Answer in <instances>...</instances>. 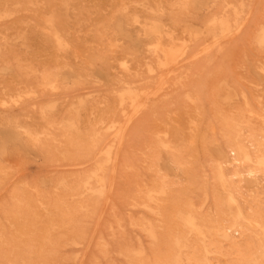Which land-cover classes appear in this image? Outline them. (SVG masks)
I'll use <instances>...</instances> for the list:
<instances>
[{
	"label": "rangeland",
	"instance_id": "rangeland-1",
	"mask_svg": "<svg viewBox=\"0 0 264 264\" xmlns=\"http://www.w3.org/2000/svg\"><path fill=\"white\" fill-rule=\"evenodd\" d=\"M263 109L264 0H0V264H264Z\"/></svg>",
	"mask_w": 264,
	"mask_h": 264
},
{
	"label": "bare ground",
	"instance_id": "bare-ground-1",
	"mask_svg": "<svg viewBox=\"0 0 264 264\" xmlns=\"http://www.w3.org/2000/svg\"><path fill=\"white\" fill-rule=\"evenodd\" d=\"M232 29V28H231ZM228 31V30H227ZM206 52V51H205ZM162 59V58H161ZM160 63V62H159ZM157 65V64H156ZM150 71V70H149ZM119 82V81H118ZM121 102V101H120ZM128 102V101H127ZM127 105V104H126ZM146 107V106H145ZM254 110V109H253ZM264 110V109H263ZM248 111V110H247ZM256 111V110H255ZM207 113V112H206ZM202 114V113H201ZM252 114V113H251ZM226 120V119H225ZM217 125V124H216ZM225 125V124H224ZM231 128V127H230ZM244 130V129H243ZM207 131V130H206ZM158 135V134H157ZM208 137V136H207ZM108 141V140H107ZM156 141V140H155ZM229 145V144H228ZM162 146V145H161ZM251 147V146H250ZM243 148V147H242ZM262 149V148H261ZM77 150H78V148H77ZM80 150V149H79ZM238 150H239V148H238ZM100 151V150H99ZM179 151V150H178ZM241 151V150H240ZM243 152H245V149H244V151ZM99 153V152H98ZM246 153V152H245ZM79 154H82V153H80L79 152ZM261 154V153H260ZM246 156H248L247 154H245ZM263 155V154H262ZM182 157V156H181ZM172 159V158H171ZM185 159V158H184ZM196 159V158H195ZM200 159V158H199ZM197 161V160H196ZM253 162H254V160H253ZM182 163V162H181ZM208 164V163H207ZM252 166V165H251ZM185 167V166H184ZM192 167V166H191ZM190 167V168H191ZM255 167V166H254ZM249 168V167H248ZM251 168H253V167H251ZM257 168V167H256ZM187 169V168H186ZM196 169V168H195ZM259 169V168H258ZM253 170V169H252ZM196 171V170H195ZM219 172H220V169H219ZM204 173V172H203ZM211 173V172H210ZM190 174V173H189ZM219 175V174H218ZM220 175H221V173H220ZM220 175H219V177H220ZM236 175V174H235ZM264 176V175H263ZM97 177V176H96ZM190 177V176H189ZM195 178V177H194ZM263 178V177H262ZM193 179V178H192ZM196 179V178H195ZM194 180V179H193ZM200 180V179H199ZM101 180H99V182H100ZM208 181V180H207ZM263 181V180H262ZM97 182H98V180H97ZM154 182V181H153ZM193 182V181H192ZM212 183V182H211ZM98 184V183H97ZM107 184V183H106ZM166 185V184H165ZM190 185V184H189ZM103 187H104V189H105V186H104V183H103V185H102ZM200 186H201V184H200ZM208 186V185H207ZM100 187V186H99ZM98 187V188H99ZM196 187H197V185H196ZM102 188V187H101ZM164 187H162V189H163ZM193 188V187H192ZM75 189V188H74ZM100 189V188H99ZM103 189V190H104ZM197 189V188H196ZM209 189V188H208ZM165 190V189H164ZM168 190V189H167ZM186 190V189H185ZM213 190V189H212ZM170 191V190H169ZM189 191V190H188ZM198 191H199V189H198ZM208 191V190H207ZM190 192H192V191H190ZM249 193H251V192H249ZM257 193V192H256ZM102 194V193H101ZM170 194V193H169ZM185 194H186V192H185ZM140 196H141V194H140ZM190 196H191V198L190 199H192V195L190 194ZM190 196H187L188 198L190 197ZM156 197V196H155ZM181 197V196H180ZM186 198V197H185ZM184 198V199H185ZM196 198V197H195ZM214 198V197H213ZM246 198V197H245ZM247 199V198H246ZM61 200H62V198H61ZM195 200V199H194ZM214 200H216V199H214ZM141 201H142V199H141ZM198 201V200H197ZM19 202V201H18ZM175 202H176V200H175ZM189 202V201H188ZM216 202V201H215ZM22 203V202H21ZM187 203V202H186ZM194 203V202H193ZM218 203V202H217ZM191 204V203H190ZM182 206V205H181ZM184 206H185V204H184ZM218 206V205H217ZM183 208H185V207H183ZM194 208H196V207H194ZM219 208V207H218ZM55 209V208H54ZM61 209V208H60ZM172 209V208H171ZM253 210V209H252ZM196 211H198V210H196ZM214 211V210H213ZM222 211V210H221ZM165 212V211H164ZM191 212V211H190ZM249 212V211H248ZM204 213V212H203ZM26 214V213H25ZM33 214V213H32ZM191 214H193V213H191ZM216 214V213H215ZM219 214H220V212H219ZM224 214V213H223ZM262 214V213H261ZM260 214V215H261ZM59 215V214H58ZM63 215V214H62ZM217 215V214H216ZM236 215V214H235ZM35 216V215H34ZM218 216V215H217ZM256 216V215H255ZM65 218V217H64ZM197 218V217H196ZM213 218V217H212ZM70 219H72L71 217H70ZM218 219V218H217ZM204 221V220H203ZM158 222V221H157ZM66 223V222H65ZM73 223V222H72ZM203 223V222H202ZM210 223H211V221H210ZM215 223V222H214ZM225 222H223V224H224ZM176 224V223H175ZM174 225V224H173ZM199 226V225H198ZM209 226V225H208ZM211 226V225H210ZM155 228V227H154ZM166 228V227H165ZM169 228V227H168ZM173 228V227H172ZM171 228V229H172ZM77 230V229H76ZM165 230V229H164ZM169 230V229H168ZM173 230V229H172ZM176 230V229H175ZM166 231V230H165ZM170 231V230H169ZM77 232V231H76ZM256 232H257V230H256ZM78 233V232H77ZM204 233V232H203ZM250 233V232H249ZM75 234V233H74ZM80 234V233H79ZM247 234V233H246ZM174 235V234H173ZM207 235H209V234H207ZM245 235V234H244ZM257 235V234H256ZM41 236V235H40ZM39 237V236H38ZM204 237V236H203ZM8 238V237H7ZM51 238V237H50ZM172 238V237H171ZM231 238H233V237H231ZM249 238V237H248ZM41 239V238H40ZM190 239V238H189ZM211 239V238H210ZM252 239V238H251ZM256 239V238H255ZM212 240H214V239H212ZM253 240V239H252ZM251 240V241H252ZM38 241V240H37ZM42 241V240H41ZM257 241V240H256ZM211 242V241H210ZM212 242H214V241H212ZM220 242V241H219ZM234 242V241H233ZM32 243V242H31ZM182 243V242H181ZM217 243V242H216ZM206 244V243H205ZM222 244V243H221ZM218 245V244H217ZM230 245V244H229ZM187 246H189V245H187ZM194 246V245H193ZM208 246V245H207ZM210 246V245H209ZM214 246V245H213ZM219 246V245H218ZM234 246V245H233ZM233 246H230V247H233ZM260 246V245H259ZM31 248V247H30ZM191 248V247H190ZM194 248V247H193ZM192 248V249H193ZM195 248H196V246H195ZM197 248H198V246H197ZM220 248V247H219ZM234 248V247H233ZM236 248V247H235ZM246 248V247H245ZM34 249V248H33ZM213 249V248H212ZM230 249V248H229ZM237 249H239V248H237ZM247 249V248H246ZM42 250V249H41ZM190 250V249H189ZM215 250V249H214ZM224 250V249H223ZM232 250V249H231ZM38 251V250H37ZM156 251V250H155ZM222 251V250H221ZM225 251V250H224ZM258 251V250H257ZM52 252V251H51ZM159 252V251H158ZM218 252V251H217ZM247 252V251H246ZM50 253V252H49ZM124 253H125V251H124ZM139 253V252H138ZM137 253V254H138ZM231 253V252H230ZM53 254V253H52ZM140 254V253H139ZM138 254V255H139ZM236 254V253H235ZM241 254V253H240ZM41 255H42V253H41ZM40 255V256H41ZM47 255V254H46ZM137 255V256H138ZM154 255V254H153ZM162 255V254H161ZM167 255V254H166ZM223 255V254H222ZM221 255V256H222ZM251 255V254H250ZM168 256V255H167ZM171 256V255H170ZM184 256V255H183ZM192 256V255H191ZM190 256V257H191ZM243 257H244V255H242ZM20 257V256H19ZM49 257V256H48ZM133 257V256H132ZM136 257V256H135ZM155 257V256H154ZM186 257V256H185ZM234 257H236V256H234ZM159 258V257H158ZM173 258V257H172ZM184 258V257H183ZM247 258V257H246ZM251 258V257H250ZM44 259V258H43ZM137 259H138V257H137ZM137 259H135V261H137ZM163 259V258H162ZM169 259H170V257H169ZM174 259V258H173ZM243 259V258H242ZM192 260V259H191ZM219 260H220V258H219ZM231 260V259H230ZM233 260V259H232ZM259 260V259H258ZM237 261V260H236ZM44 262V261H43ZM133 262V261H132ZM139 262V261H138ZM154 262V261H153ZM157 262V261H156ZM160 262V261H159ZM193 262V261H192ZM216 262V261H215ZM219 262V261H218ZM242 262V261H241ZM42 263V262H41ZM262 263V262H261ZM25 264H27V263H25ZM163 264V263H162ZM174 264V263H173ZM226 264V263H225Z\"/></svg>",
	"mask_w": 264,
	"mask_h": 264
},
{
	"label": "crops",
	"instance_id": "crops-1",
	"mask_svg": "<svg viewBox=\"0 0 264 264\" xmlns=\"http://www.w3.org/2000/svg\"><path fill=\"white\" fill-rule=\"evenodd\" d=\"M211 0H189L191 10L197 11L207 8Z\"/></svg>",
	"mask_w": 264,
	"mask_h": 264
}]
</instances>
